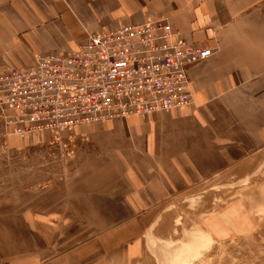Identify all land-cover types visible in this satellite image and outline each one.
Listing matches in <instances>:
<instances>
[{
	"label": "crops",
	"instance_id": "obj_1",
	"mask_svg": "<svg viewBox=\"0 0 264 264\" xmlns=\"http://www.w3.org/2000/svg\"><path fill=\"white\" fill-rule=\"evenodd\" d=\"M151 18L214 50L188 70L192 102L76 126L85 158L64 190L0 217V264H138L158 207L264 149V0H0V73Z\"/></svg>",
	"mask_w": 264,
	"mask_h": 264
},
{
	"label": "built area",
	"instance_id": "obj_2",
	"mask_svg": "<svg viewBox=\"0 0 264 264\" xmlns=\"http://www.w3.org/2000/svg\"><path fill=\"white\" fill-rule=\"evenodd\" d=\"M213 53L163 18L93 32L70 53H38L0 74V114L24 134L190 105L188 70Z\"/></svg>",
	"mask_w": 264,
	"mask_h": 264
},
{
	"label": "rangeland",
	"instance_id": "obj_3",
	"mask_svg": "<svg viewBox=\"0 0 264 264\" xmlns=\"http://www.w3.org/2000/svg\"><path fill=\"white\" fill-rule=\"evenodd\" d=\"M75 130L15 133L0 114V217H18L38 191L49 197L68 186L88 146L75 139ZM40 134L45 136L29 144L19 140ZM240 166L158 207L138 264H264V149Z\"/></svg>",
	"mask_w": 264,
	"mask_h": 264
}]
</instances>
